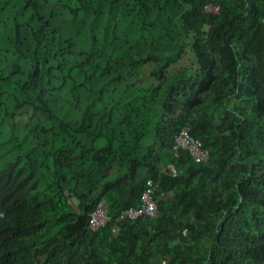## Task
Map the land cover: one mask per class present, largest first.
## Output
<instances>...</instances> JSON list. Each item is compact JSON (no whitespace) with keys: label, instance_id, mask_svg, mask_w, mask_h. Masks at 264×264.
<instances>
[{"label":"trees","instance_id":"1","mask_svg":"<svg viewBox=\"0 0 264 264\" xmlns=\"http://www.w3.org/2000/svg\"><path fill=\"white\" fill-rule=\"evenodd\" d=\"M0 55V264H264V0H0ZM67 56L64 99L46 79ZM146 63L158 83L135 82ZM25 106L52 119L29 149ZM147 178L156 215L120 217Z\"/></svg>","mask_w":264,"mask_h":264},{"label":"rangeland","instance_id":"2","mask_svg":"<svg viewBox=\"0 0 264 264\" xmlns=\"http://www.w3.org/2000/svg\"><path fill=\"white\" fill-rule=\"evenodd\" d=\"M74 7L76 6V3H73ZM69 18L70 14L68 12ZM67 19V22L63 23L62 21H57L60 26V36L62 38H74L75 36L78 35L76 33L77 29V22H71L70 19ZM78 21H80V17L78 18ZM186 50L182 54V57L180 59H177L175 62L171 64L170 67L166 70V75H172L179 69L180 67H187L190 66L192 67L194 64V58L193 54L190 50V48L185 44L184 45ZM0 58H2V55H0ZM1 60V59H0ZM73 58L71 56H67L66 58H60L58 61L54 60L52 61V65L56 67L58 63H61L62 61L66 62V67H64V70L61 71L60 68H55L52 72L51 75L46 79L49 80V86L47 87L54 93L60 94L64 99H69L71 92V83H72V71L70 70L71 63H72ZM3 62V60H1ZM153 64L152 63H146L143 65L142 70L140 75L135 79V82L137 84H145V85H151V84H156L159 81L155 79V77L151 73ZM71 73V75H70ZM51 117L47 116L46 114L38 109V108H33L30 106H25L21 109L19 116L17 117L16 121V127L19 129L14 132L12 135V138L14 135H16L18 132L21 133V140H23V136H28L24 140L26 141L25 147L27 149L32 148L37 144L39 140H37L36 136L33 137V135L36 134L37 132V127L38 126H43V125H50L51 123ZM44 139H47V141L50 140V135H45L42 134ZM3 141V140H2ZM1 142V140H0ZM40 142V141H39ZM21 144L20 139L17 140V142H14L12 140V158L16 154L17 148H19ZM15 145V146H14ZM11 150L9 147L7 149L1 148L0 146V168L3 167L6 161L9 160ZM18 154H22L23 150L18 149L17 150Z\"/></svg>","mask_w":264,"mask_h":264},{"label":"built area","instance_id":"3","mask_svg":"<svg viewBox=\"0 0 264 264\" xmlns=\"http://www.w3.org/2000/svg\"><path fill=\"white\" fill-rule=\"evenodd\" d=\"M205 8L212 12L218 11L217 4H206ZM174 147L184 148L196 162L205 161L209 157L208 150L201 147L188 133L187 127H182L174 139ZM158 188V181L148 178L145 181L144 188L140 195V203L137 206H131L122 211L120 217L125 215L129 219H135L142 215L155 216L158 210V197L154 196ZM110 215L103 203H98L89 213V225L96 229L109 221Z\"/></svg>","mask_w":264,"mask_h":264},{"label":"clouds","instance_id":"4","mask_svg":"<svg viewBox=\"0 0 264 264\" xmlns=\"http://www.w3.org/2000/svg\"><path fill=\"white\" fill-rule=\"evenodd\" d=\"M175 136H176V135H175ZM174 139H175V137H174ZM175 149H176V148H175ZM177 149H184V148H177ZM185 150H187V149H185ZM187 152L189 153L188 150H187ZM189 155H190V154H189ZM190 157H191V155H190ZM191 158H192V157H191ZM192 159H193V158H192ZM168 167L172 168V169L174 170L173 172H176L175 169H174V167H173V165H172L171 163L168 164ZM147 179H148V178H147ZM147 179H146V180H147ZM146 180H145V181H146ZM144 184H145V183H144ZM143 188H144V187H143ZM141 192H142V191H141ZM140 195H141V194H140ZM109 220H110V219H109Z\"/></svg>","mask_w":264,"mask_h":264}]
</instances>
